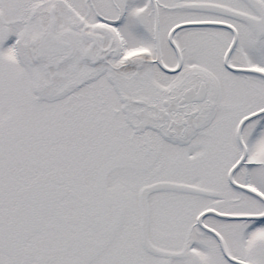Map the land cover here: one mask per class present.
Segmentation results:
<instances>
[{
	"label": "snow or ice",
	"instance_id": "snow-or-ice-1",
	"mask_svg": "<svg viewBox=\"0 0 264 264\" xmlns=\"http://www.w3.org/2000/svg\"><path fill=\"white\" fill-rule=\"evenodd\" d=\"M0 264H264V0H0Z\"/></svg>",
	"mask_w": 264,
	"mask_h": 264
}]
</instances>
